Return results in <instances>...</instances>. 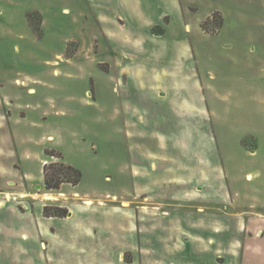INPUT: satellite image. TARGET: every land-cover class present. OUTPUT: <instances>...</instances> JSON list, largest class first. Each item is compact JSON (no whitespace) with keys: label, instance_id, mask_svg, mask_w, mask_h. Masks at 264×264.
<instances>
[{"label":"rangeland","instance_id":"374dc122","mask_svg":"<svg viewBox=\"0 0 264 264\" xmlns=\"http://www.w3.org/2000/svg\"><path fill=\"white\" fill-rule=\"evenodd\" d=\"M3 97L0 264H264V0H0Z\"/></svg>","mask_w":264,"mask_h":264},{"label":"trees","instance_id":"16d2710c","mask_svg":"<svg viewBox=\"0 0 264 264\" xmlns=\"http://www.w3.org/2000/svg\"><path fill=\"white\" fill-rule=\"evenodd\" d=\"M212 18H214V14L212 15ZM44 154L48 157H54L59 160V163H46L43 165V184L47 191H57L63 184H70L75 187L80 183L81 172L75 167L65 164L62 161L61 153L55 155V151L45 149ZM65 215L66 211L62 210L61 214L54 215V217L64 218ZM43 216L47 218L52 217L46 212V209L43 210Z\"/></svg>","mask_w":264,"mask_h":264},{"label":"crops","instance_id":"0c3cea01","mask_svg":"<svg viewBox=\"0 0 264 264\" xmlns=\"http://www.w3.org/2000/svg\"><path fill=\"white\" fill-rule=\"evenodd\" d=\"M15 81H19L18 79L17 80H15ZM17 84V83H16ZM30 93H33V90H31V92ZM2 99H5V97H3V98H0V100H2ZM6 100V99H5ZM1 102V101H0ZM4 105H2L1 103H0V127H2L3 126V123H5V121H8V119L4 116V110H5V107H3ZM2 149L0 148V153L2 154ZM42 182H43V177H42ZM42 185H43V183H42Z\"/></svg>","mask_w":264,"mask_h":264},{"label":"bare ground","instance_id":"6f19581e","mask_svg":"<svg viewBox=\"0 0 264 264\" xmlns=\"http://www.w3.org/2000/svg\"><path fill=\"white\" fill-rule=\"evenodd\" d=\"M66 13H67V12H66ZM16 83H17V84H21L19 81H17ZM48 140H52V138L49 137ZM43 199H45V200H49V199H51V196H47V195H45V196L43 197ZM125 206H126V204H125Z\"/></svg>","mask_w":264,"mask_h":264}]
</instances>
